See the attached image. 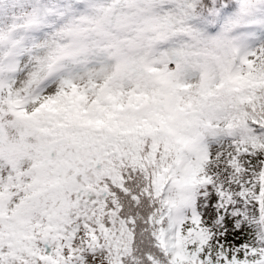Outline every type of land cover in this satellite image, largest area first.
Wrapping results in <instances>:
<instances>
[{
  "label": "rangeland",
  "instance_id": "rangeland-1",
  "mask_svg": "<svg viewBox=\"0 0 264 264\" xmlns=\"http://www.w3.org/2000/svg\"><path fill=\"white\" fill-rule=\"evenodd\" d=\"M26 43L0 57V70L8 61L10 72H0V96L30 90L18 111L0 117V192L8 197L11 212H21L0 216V252L12 241L19 250H34L52 264H88L75 229L90 207L87 193L95 192L111 174L124 178L108 155L119 142L144 165L140 149L145 133L158 137L168 130L177 139L192 131L187 139L192 192L205 174L213 147H245L226 131L230 121L217 100L228 67L202 80L192 78L187 68L181 71L179 64V74L149 65L161 81L157 89L131 76L104 83L96 65L87 60L75 63L87 65L89 71L72 74L74 80L68 83V63L61 67L48 62L43 31H32ZM230 65L232 82L254 86L264 80V43L247 40ZM39 163L44 173L37 180ZM165 179L166 167L161 165L155 174L157 189ZM253 230L264 231V217L257 218ZM89 235L95 245L88 249L93 262L99 256L100 264H110V254L97 236Z\"/></svg>",
  "mask_w": 264,
  "mask_h": 264
},
{
  "label": "trees",
  "instance_id": "trees-1",
  "mask_svg": "<svg viewBox=\"0 0 264 264\" xmlns=\"http://www.w3.org/2000/svg\"><path fill=\"white\" fill-rule=\"evenodd\" d=\"M123 0H88L90 3L105 5L89 11L82 0H51L49 6L40 15L39 10L9 14L7 20L0 13V57H5L16 46H24L31 32L40 29L47 40V58L50 65L65 66L68 61H92L96 72L104 83H114L117 72L127 68V62L116 65L117 72L111 71L112 57L124 49L139 47L151 48L156 43L165 45L160 51L167 52V45L174 49L186 45L183 38L199 29L196 22L201 21L206 14L212 12L217 3L227 7L230 0H134L126 6ZM3 0H0L2 3ZM64 7H56L55 5ZM211 4V8L209 7ZM247 40L237 37L231 41L213 42L196 53L203 58V63H194L187 68L192 78L207 80L215 71L209 70L210 63L217 69L226 67L223 87L217 95L218 103L224 108V115L230 121L226 131L238 139L244 146L264 147L259 139L264 136V80L256 85L232 82L228 77L231 63L238 57ZM29 44V43H28ZM227 46V53L219 55L217 49ZM165 63L164 60L155 61ZM161 69V68H159ZM4 69L0 70L3 74ZM144 71L155 73L144 65ZM73 75L69 73L68 83ZM155 83L161 81L155 77ZM157 89L160 86L156 87ZM30 94L28 88H19L11 95L0 96V117L16 112L20 104ZM223 97V99H221ZM161 132L158 137L147 133L142 137L141 146L144 153L143 163L133 160L131 152L123 142L117 143L108 155L112 165L121 169L125 175L131 173L143 183L142 191L148 194L159 206L161 202L170 205L174 212H179L187 204L192 193L191 165L189 163L190 148L186 137L177 139L167 132ZM121 147V148H120ZM117 148H119L117 150ZM155 157V159H154ZM132 159V160H131ZM154 159V162H153ZM166 167V179L163 188L157 189L155 174L159 167ZM38 177H42L43 165H38ZM41 183V182H39ZM8 197L0 192V216L15 214ZM264 232V231H263ZM2 264H52L48 258H41L34 250H19L12 241L0 252Z\"/></svg>",
  "mask_w": 264,
  "mask_h": 264
},
{
  "label": "snow or ice",
  "instance_id": "snow-or-ice-1",
  "mask_svg": "<svg viewBox=\"0 0 264 264\" xmlns=\"http://www.w3.org/2000/svg\"><path fill=\"white\" fill-rule=\"evenodd\" d=\"M228 7L217 3L201 22H219ZM143 187L131 173L123 179L111 174L87 193L90 207L75 230L88 264H100L99 256L93 262L88 254L95 247L89 234L110 254V264H264V232L253 230L264 217V147H213L203 178L179 212L158 206Z\"/></svg>",
  "mask_w": 264,
  "mask_h": 264
},
{
  "label": "clouds",
  "instance_id": "clouds-1",
  "mask_svg": "<svg viewBox=\"0 0 264 264\" xmlns=\"http://www.w3.org/2000/svg\"><path fill=\"white\" fill-rule=\"evenodd\" d=\"M51 0H3L0 3V13L5 20L9 14L27 12L29 10H39L43 15L44 10L49 6ZM230 5V7H228ZM64 7L63 5H55ZM105 5L99 3H90L86 5L89 11L95 10ZM228 11L224 13L222 19L217 22L215 19L203 24L196 22L199 29L196 32L185 36L186 45L182 44L180 48L174 49L167 45V52L162 53L160 49L165 47L161 43L154 44L151 48L139 47L133 49H124L122 52L112 57L111 71L117 72L116 65L127 62V68L117 72V82L119 79L131 76L134 79H140L146 83L149 88L158 87L155 83L157 74L144 71V65H150L156 68H165L168 73L179 74L177 64L181 71L194 63H203V58L196 53L205 46H211L213 42L231 41L234 38L242 37L250 42H260L264 40V0H230L227 5ZM259 38V39H257ZM228 49H217L219 55H225ZM164 60L165 63H156L155 61ZM8 61H5L3 75L10 74L7 67ZM66 71L71 74L86 73L89 71L87 65L68 61ZM209 70H216V65L210 63ZM175 79V77H172ZM182 78V77H181ZM223 99V97H221Z\"/></svg>",
  "mask_w": 264,
  "mask_h": 264
}]
</instances>
